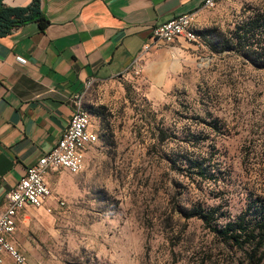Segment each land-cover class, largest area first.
<instances>
[{"label": "rangeland", "instance_id": "1", "mask_svg": "<svg viewBox=\"0 0 264 264\" xmlns=\"http://www.w3.org/2000/svg\"><path fill=\"white\" fill-rule=\"evenodd\" d=\"M258 13L264 0H218L196 15L194 30L228 35ZM185 44L176 73L84 90L98 142L69 184L51 188L65 207L51 208L38 230L33 264H245L244 250L178 209L198 203L234 219L264 204V69L212 52L198 36ZM188 155L213 159L218 181L189 178Z\"/></svg>", "mask_w": 264, "mask_h": 264}, {"label": "crops", "instance_id": "2", "mask_svg": "<svg viewBox=\"0 0 264 264\" xmlns=\"http://www.w3.org/2000/svg\"><path fill=\"white\" fill-rule=\"evenodd\" d=\"M47 20L42 29L28 22L0 36V208L28 167L50 152L74 111L73 96L85 83L109 82L152 44L153 29L182 13L202 12L204 0H37ZM32 0H3L25 8ZM187 43L179 38L152 47L143 57L140 84L154 75L176 73ZM165 83V82H164ZM70 173L49 171L45 181L59 189ZM52 192V191H51ZM53 192L40 208L22 209L9 241L29 264L40 255L37 233L52 221L46 208L58 209ZM63 201V200H62ZM60 209V208H59ZM3 264H16L3 253Z\"/></svg>", "mask_w": 264, "mask_h": 264}, {"label": "trees", "instance_id": "3", "mask_svg": "<svg viewBox=\"0 0 264 264\" xmlns=\"http://www.w3.org/2000/svg\"><path fill=\"white\" fill-rule=\"evenodd\" d=\"M32 21L37 22L42 29L47 24L37 0H32L25 8H9L4 6L3 0H0V36ZM208 34L210 33L200 31L196 36L201 38L212 52L233 51L250 65L264 69V13L247 17L228 35L213 33L214 35L208 37ZM122 77L124 76L117 78ZM92 115L102 116L99 111L92 112ZM157 132V140L164 142L163 131L159 129ZM184 160L189 178L195 176L202 181H218L220 167L209 156L188 155ZM178 213L185 220L191 218L201 220L220 242L244 250L245 264H264V204H249L234 219L218 213L217 207L206 208L198 203L178 209ZM221 218L224 220L222 221Z\"/></svg>", "mask_w": 264, "mask_h": 264}, {"label": "built area", "instance_id": "4", "mask_svg": "<svg viewBox=\"0 0 264 264\" xmlns=\"http://www.w3.org/2000/svg\"><path fill=\"white\" fill-rule=\"evenodd\" d=\"M218 0H204L202 9H212ZM197 13H182L166 22L157 25L152 31V44H145L139 56L118 76H132L139 78L143 70V57L152 48L163 44H170L182 38L187 42L196 41L194 30ZM94 83L89 80L84 90ZM84 90L73 96L74 111L69 123L62 133L55 147L44 154L19 179L5 197L4 207L0 208V264H3V253H6L16 264H29L18 249L9 241V237L16 230L17 214L27 206L40 208L52 196L50 187L45 181L49 171L66 170L72 175L82 171L86 151L97 142V134L91 129L90 117L84 108ZM57 206L65 207V202L57 200ZM51 212V208H46Z\"/></svg>", "mask_w": 264, "mask_h": 264}]
</instances>
